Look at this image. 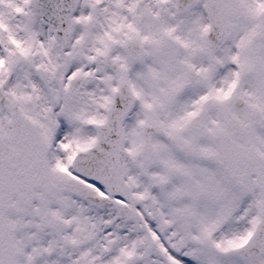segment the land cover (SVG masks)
<instances>
[{"label": "snow or ice", "instance_id": "obj_1", "mask_svg": "<svg viewBox=\"0 0 264 264\" xmlns=\"http://www.w3.org/2000/svg\"><path fill=\"white\" fill-rule=\"evenodd\" d=\"M0 264H264V0H0Z\"/></svg>", "mask_w": 264, "mask_h": 264}]
</instances>
